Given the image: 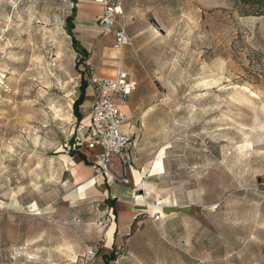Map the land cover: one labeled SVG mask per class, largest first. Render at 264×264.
<instances>
[{
    "label": "rangeland",
    "instance_id": "1",
    "mask_svg": "<svg viewBox=\"0 0 264 264\" xmlns=\"http://www.w3.org/2000/svg\"><path fill=\"white\" fill-rule=\"evenodd\" d=\"M109 1L119 7L109 32L94 23L99 3L92 28L74 30L89 54L79 67L86 90L100 64L133 73L118 102L149 205L135 193L129 229L111 244L104 228L118 217L106 198H70L71 144L88 124L85 99L80 118L73 111V2L0 0V264H103L112 251L110 264H264V10ZM120 26L130 38L121 56L109 48ZM153 198L163 200L159 220Z\"/></svg>",
    "mask_w": 264,
    "mask_h": 264
},
{
    "label": "built area",
    "instance_id": "2",
    "mask_svg": "<svg viewBox=\"0 0 264 264\" xmlns=\"http://www.w3.org/2000/svg\"><path fill=\"white\" fill-rule=\"evenodd\" d=\"M101 5V13L96 19V25L103 31L109 32L115 22L117 3L109 0H94ZM130 43V38L124 27L114 30L112 48L123 49ZM136 81L133 73L125 68L121 62L116 64L114 76L93 74L90 77V85L93 91V100L88 106V124L84 133L78 136L71 144L72 150L95 149L100 152L96 157V173L112 175L110 165L111 158L116 156L123 169L131 166L132 159L136 157V151L131 150V138L123 131L124 124L128 121L126 112L119 105V99L127 97L135 88ZM120 181L126 182L124 175ZM154 205L160 207V201L155 200ZM161 211L157 210L154 220H159ZM96 250H89V258H92Z\"/></svg>",
    "mask_w": 264,
    "mask_h": 264
},
{
    "label": "crops",
    "instance_id": "3",
    "mask_svg": "<svg viewBox=\"0 0 264 264\" xmlns=\"http://www.w3.org/2000/svg\"><path fill=\"white\" fill-rule=\"evenodd\" d=\"M98 9H99V5L98 3L94 2V0H76V15L74 18L73 32L74 30H77L81 32L82 35L87 33L88 27L92 28V26L89 25L90 20L88 18L93 11H96ZM100 13H101V7H100ZM99 15L95 17V21L99 17ZM95 21L94 23L96 25ZM98 29L102 32V30L99 27ZM112 44L113 42L109 45L110 49H113ZM117 51H119L117 53L121 56L123 50H117ZM96 69L97 72H100V74H103L104 76L105 75L114 76L115 74V70H112V68H110V70L106 73H101L103 72V67L101 66V64L98 65ZM93 98L94 96L92 89L90 90L87 89L86 98L83 105L89 106ZM127 123L128 122H126L123 126V131H125L126 133H128L126 128ZM130 148L131 150L136 151L137 153L136 157L132 159L131 166H127L125 169H123L119 159L116 156H113L111 158L110 169L112 175H115L116 179L112 178L110 175L106 176L96 173L95 170V168L97 167L96 157L100 152L99 148H95L91 150L88 149L80 150L79 152L84 154L85 158H82L79 154L74 155L76 157L75 167L73 168V173H72V180L74 186L71 192H69L68 194L70 198L73 197L76 200H85L86 198L92 196H99L102 198H108V197L115 198V212H116L115 217L116 216L118 217V223L115 220V222H113L114 224L106 225L104 228V232L107 238L111 240V244H114V239L116 238V236H118V232H119V237H123L127 232V230L129 229V220L132 217L131 209L133 210L134 206L137 207L140 205L136 202L137 195H135V193L136 192L143 193L141 195L140 200L145 202L146 205H149V202H147V197L149 196L150 191L144 190L143 192V190L141 189L140 191H137V188L140 185L143 186V182H144L143 181L144 175L142 174V171L133 168V163L135 159L138 157V149L135 148L134 145L133 146L131 145ZM122 175L126 177V182L120 181V176ZM152 200L160 201V207L158 209V207H156L155 205L151 206L152 213H150V216H152L153 213H155L157 210L161 211V208L163 206L162 199L153 198ZM110 208L112 209V207ZM107 229H109L108 234L106 232Z\"/></svg>",
    "mask_w": 264,
    "mask_h": 264
},
{
    "label": "trees",
    "instance_id": "4",
    "mask_svg": "<svg viewBox=\"0 0 264 264\" xmlns=\"http://www.w3.org/2000/svg\"><path fill=\"white\" fill-rule=\"evenodd\" d=\"M71 1L73 2V6L71 8V13L66 17V30L71 37L72 46L75 48L77 52L80 53V59L76 64V68L79 70L81 74V80L79 84V95L73 103V111L75 112L77 118H80V115L78 113V107L80 104H82V102L85 99L87 82L84 79L83 70L80 69L79 64L80 62H85L89 54L87 49L80 44V42L78 41V39H76L74 35L73 28H74V18L76 15V0H71ZM239 1L243 5L249 4L251 6H256L255 8H257V10L259 11L264 10V0H239ZM75 154H79L82 158H85L84 154L80 153L78 150L70 151V155L74 156ZM105 202L110 207H112L113 211H115V198L108 197L106 198ZM114 257H115L114 251L110 252L109 254L106 253L103 254L102 255L103 264H110V261H112Z\"/></svg>",
    "mask_w": 264,
    "mask_h": 264
},
{
    "label": "bare ground",
    "instance_id": "5",
    "mask_svg": "<svg viewBox=\"0 0 264 264\" xmlns=\"http://www.w3.org/2000/svg\"><path fill=\"white\" fill-rule=\"evenodd\" d=\"M119 7H117V9H118ZM117 9H116V11H117Z\"/></svg>",
    "mask_w": 264,
    "mask_h": 264
}]
</instances>
